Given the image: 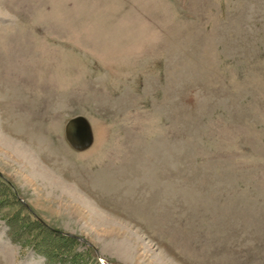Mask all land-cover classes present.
<instances>
[{
  "label": "rangeland",
  "instance_id": "374dc122",
  "mask_svg": "<svg viewBox=\"0 0 264 264\" xmlns=\"http://www.w3.org/2000/svg\"><path fill=\"white\" fill-rule=\"evenodd\" d=\"M101 262L264 264V0H0V264Z\"/></svg>",
  "mask_w": 264,
  "mask_h": 264
},
{
  "label": "water",
  "instance_id": "95a60500",
  "mask_svg": "<svg viewBox=\"0 0 264 264\" xmlns=\"http://www.w3.org/2000/svg\"><path fill=\"white\" fill-rule=\"evenodd\" d=\"M65 135L69 143L78 150L87 149L94 142L92 125L89 119L81 114L67 120Z\"/></svg>",
  "mask_w": 264,
  "mask_h": 264
},
{
  "label": "trees",
  "instance_id": "16d2710c",
  "mask_svg": "<svg viewBox=\"0 0 264 264\" xmlns=\"http://www.w3.org/2000/svg\"><path fill=\"white\" fill-rule=\"evenodd\" d=\"M5 182H6L7 184H9L8 181L5 180ZM14 195H15V197L17 198V200L23 204V202H22L20 196H18V194H17L15 191H14ZM53 232H55V233H57V234H60V235H65V233H64L63 231L53 230ZM65 236H66V235H65ZM100 264H104V263L101 262Z\"/></svg>",
  "mask_w": 264,
  "mask_h": 264
},
{
  "label": "bare ground",
  "instance_id": "6f19581e",
  "mask_svg": "<svg viewBox=\"0 0 264 264\" xmlns=\"http://www.w3.org/2000/svg\"><path fill=\"white\" fill-rule=\"evenodd\" d=\"M27 156H28V155H26V159H27ZM53 181H54V180H53ZM54 182H55V183H58V182H56V181H54Z\"/></svg>",
  "mask_w": 264,
  "mask_h": 264
}]
</instances>
